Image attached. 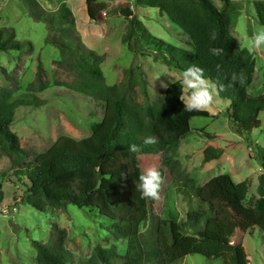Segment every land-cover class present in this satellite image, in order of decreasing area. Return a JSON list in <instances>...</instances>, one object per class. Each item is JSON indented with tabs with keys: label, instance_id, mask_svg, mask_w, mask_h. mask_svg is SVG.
I'll list each match as a JSON object with an SVG mask.
<instances>
[{
	"label": "trees",
	"instance_id": "obj_1",
	"mask_svg": "<svg viewBox=\"0 0 264 264\" xmlns=\"http://www.w3.org/2000/svg\"><path fill=\"white\" fill-rule=\"evenodd\" d=\"M221 1L223 8L212 0H132L135 6L156 8L159 15L177 25L189 39L187 47L148 32L131 3L107 0L101 9L106 16L128 17L124 38L127 48L140 51L137 42H132L138 35L145 47L152 50L153 58L169 68L181 74L192 65L203 69L204 78L215 82L219 96L228 101L224 114L230 126L247 135L260 124L258 112L264 108V92L252 94L247 90L254 56L230 33L232 4L230 0ZM26 2L33 16L46 23L47 40L64 56H73L79 74L76 88L103 103L101 117L90 123L87 135L76 138L59 134L48 147L29 157L10 124L19 105L39 103L30 91L44 85L41 82L33 85L30 81L28 90L15 95L16 87L0 86V151L10 156L12 172L28 181L20 201L41 211L70 202L89 212L95 211L99 220L107 221L104 227L114 236L126 238L122 254L111 246L96 244L80 264H110L112 258H119L120 264H173L194 252L206 257L227 255L230 264H248L241 240L233 241V232L239 223L245 229L256 226L264 235V146L256 148L261 171L255 187L258 195L252 200L246 197L247 180L235 181L228 172L214 174L201 184H195L187 175L181 181L174 178L171 173L174 150L189 129L188 118L205 114L184 109L179 98L181 79L170 82L157 100L137 102L126 95L127 84H122L124 89L119 90L117 84L103 82L98 64L101 55L82 50L71 41L69 29L73 20L67 5L46 11L36 6L35 0ZM84 5L88 16L95 19L97 0H84ZM254 7L257 21L264 24V1L255 0ZM21 45L10 31L0 27V49ZM214 48L223 51L214 55L211 51ZM233 73L244 74L243 86L231 82ZM146 137H154L157 142L145 145ZM133 144L139 147V152L129 151ZM108 150H116L119 160L107 173H101L100 164ZM202 151V160L208 161L218 157L221 148L206 145ZM145 152H160L157 170L163 183L158 200L142 198L137 187L142 173L137 155ZM171 186L187 204L183 217L173 204ZM1 195L0 190V198ZM65 235L64 228H57L47 242L32 240L33 264H66Z\"/></svg>",
	"mask_w": 264,
	"mask_h": 264
},
{
	"label": "rangeland",
	"instance_id": "obj_2",
	"mask_svg": "<svg viewBox=\"0 0 264 264\" xmlns=\"http://www.w3.org/2000/svg\"><path fill=\"white\" fill-rule=\"evenodd\" d=\"M26 1L0 0V27L22 43L19 48L0 49V86L16 87L15 95L28 90L30 81L33 85L38 82L44 85L30 91L39 103L19 105L10 124L20 146L31 157L48 147L59 134L76 138L87 135L90 123L101 117L103 102L76 88L79 74L71 59L73 56H64L47 40L46 23L33 16ZM105 1L97 0L96 18L92 19L86 12L84 0H35L36 6L46 11L60 5L69 7L73 20L69 29L71 41L82 50L102 56L98 64L105 84L115 83L119 90L124 89L122 84H127L126 95L140 103L157 100L165 88L161 82L169 84L176 79L182 82V74L154 59L152 50L145 47L138 35L132 42H137L140 51L127 48L124 38L128 17L103 15L101 8ZM115 1L131 3L137 18L151 34L178 46L189 45L187 35L164 15H159L156 8L135 6L132 0ZM254 1L230 0V33L248 50L253 35L264 29V24L256 19ZM212 2L218 8L225 6L221 0ZM251 52L254 69L247 90L252 94L263 93L264 46ZM227 103V99L218 94L214 114L205 111V114L188 118L189 129L179 138L174 150L171 173L180 181L187 175L195 184H201L214 174L228 172L235 181L247 180L246 197L252 200L258 195L255 187L261 167L255 154L258 146H264V108L258 112L259 126L246 135L235 132L230 126L224 114ZM206 145L221 148L218 157L203 161L202 150ZM137 159L144 172L148 167L157 168L160 152L139 153ZM117 160V151L108 150L101 161L100 172L107 173ZM27 185L25 176L12 172L10 156L0 151V264H33L35 250L31 241L47 242L57 228H64L66 232V264L84 262L96 244L111 246L119 254L124 252L126 238L114 236L104 227L107 221L99 220L95 211L89 212L70 202L38 210L19 199ZM170 192L173 204L183 217L187 207L185 199L174 186ZM233 233V241L241 240L248 264H264V235L258 227L245 229L236 223ZM120 262L119 258L110 259V264ZM173 264H230V261L227 255L206 257L194 252Z\"/></svg>",
	"mask_w": 264,
	"mask_h": 264
},
{
	"label": "clouds",
	"instance_id": "obj_3",
	"mask_svg": "<svg viewBox=\"0 0 264 264\" xmlns=\"http://www.w3.org/2000/svg\"><path fill=\"white\" fill-rule=\"evenodd\" d=\"M264 46V29L253 35L250 42V51L260 50ZM214 55H219L223 49H212ZM219 68V65L217 66ZM245 76L243 73H233L231 76L232 83H239L241 86L245 83ZM162 86L167 88L168 84L161 82ZM231 86V85H230ZM223 86H221L222 90ZM218 91L215 82L204 78L203 69L196 65H192L185 69L182 73V89L180 100L183 102L186 111H212L215 112V105L217 103ZM157 141L154 137H146L144 139L145 145L155 144ZM139 147L135 144L129 146V151L139 152ZM140 183L137 185L141 192L142 198H150L158 200L159 190L163 183L161 173L156 167H148L139 176ZM141 227V231H143Z\"/></svg>",
	"mask_w": 264,
	"mask_h": 264
}]
</instances>
